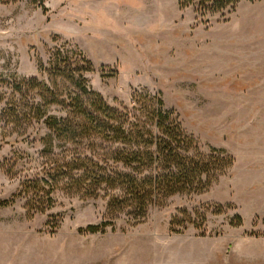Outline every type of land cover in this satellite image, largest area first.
I'll list each match as a JSON object with an SVG mask.
<instances>
[{"label":"rangeland","instance_id":"obj_1","mask_svg":"<svg viewBox=\"0 0 264 264\" xmlns=\"http://www.w3.org/2000/svg\"><path fill=\"white\" fill-rule=\"evenodd\" d=\"M198 22L177 0H0V81L44 78L39 61L55 47L81 53L93 65L88 86L108 103L154 95L202 152L234 159L209 191L89 233L109 221L102 199L58 189L50 209L27 214L19 182L45 161L47 130L42 121L18 132L0 123V264H264V0ZM176 208L197 227L171 231L183 219Z\"/></svg>","mask_w":264,"mask_h":264},{"label":"trees","instance_id":"obj_2","mask_svg":"<svg viewBox=\"0 0 264 264\" xmlns=\"http://www.w3.org/2000/svg\"><path fill=\"white\" fill-rule=\"evenodd\" d=\"M241 1L177 0V5L180 10L191 8L195 20L207 26L214 16L234 12ZM38 66L42 79L0 81V123L18 132L42 121L47 130L40 151L45 161L19 182L29 216L50 209L53 193L59 189L84 200L105 202L104 219L109 221L88 225L89 233L103 232L120 218L135 225L175 195L209 191L233 167L234 159L225 153L202 152L160 98L134 91L130 107L108 103L88 86L86 74L93 65L81 53L75 57L55 47ZM52 107L59 108L60 114L48 115ZM5 205L6 201L0 202V207ZM225 207L217 205V213ZM175 211L183 219H173L171 231L177 225L197 227L187 210ZM200 218L199 228L204 216ZM235 220L241 222L239 216Z\"/></svg>","mask_w":264,"mask_h":264}]
</instances>
